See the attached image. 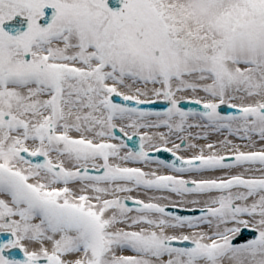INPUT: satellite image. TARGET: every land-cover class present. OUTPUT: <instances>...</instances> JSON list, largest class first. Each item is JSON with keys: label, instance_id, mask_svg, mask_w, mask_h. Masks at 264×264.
I'll return each mask as SVG.
<instances>
[{"label": "snow or ice", "instance_id": "1", "mask_svg": "<svg viewBox=\"0 0 264 264\" xmlns=\"http://www.w3.org/2000/svg\"><path fill=\"white\" fill-rule=\"evenodd\" d=\"M0 264H264V0H0Z\"/></svg>", "mask_w": 264, "mask_h": 264}]
</instances>
